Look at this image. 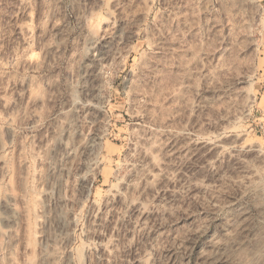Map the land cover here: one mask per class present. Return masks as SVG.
Instances as JSON below:
<instances>
[{"label":"rangeland","instance_id":"1","mask_svg":"<svg viewBox=\"0 0 264 264\" xmlns=\"http://www.w3.org/2000/svg\"><path fill=\"white\" fill-rule=\"evenodd\" d=\"M0 264H264V0H0Z\"/></svg>","mask_w":264,"mask_h":264}]
</instances>
